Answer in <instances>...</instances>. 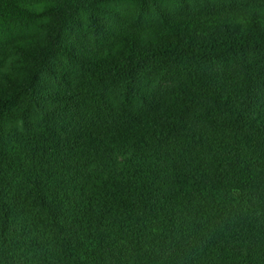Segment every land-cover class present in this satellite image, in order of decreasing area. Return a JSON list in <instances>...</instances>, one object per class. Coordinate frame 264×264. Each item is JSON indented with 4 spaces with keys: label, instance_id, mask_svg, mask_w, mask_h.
I'll return each mask as SVG.
<instances>
[{
    "label": "trees",
    "instance_id": "obj_1",
    "mask_svg": "<svg viewBox=\"0 0 264 264\" xmlns=\"http://www.w3.org/2000/svg\"><path fill=\"white\" fill-rule=\"evenodd\" d=\"M0 264H264V0H0Z\"/></svg>",
    "mask_w": 264,
    "mask_h": 264
},
{
    "label": "rangeland",
    "instance_id": "obj_2",
    "mask_svg": "<svg viewBox=\"0 0 264 264\" xmlns=\"http://www.w3.org/2000/svg\"><path fill=\"white\" fill-rule=\"evenodd\" d=\"M135 15L133 12L130 14V16ZM146 18V17H145ZM151 19V18H150ZM133 25L137 27H148V25L153 22V20H129Z\"/></svg>",
    "mask_w": 264,
    "mask_h": 264
}]
</instances>
